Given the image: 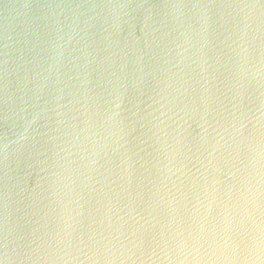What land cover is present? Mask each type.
I'll return each instance as SVG.
<instances>
[{"label": "water", "instance_id": "95a60500", "mask_svg": "<svg viewBox=\"0 0 264 264\" xmlns=\"http://www.w3.org/2000/svg\"><path fill=\"white\" fill-rule=\"evenodd\" d=\"M0 264H264V0H0Z\"/></svg>", "mask_w": 264, "mask_h": 264}]
</instances>
